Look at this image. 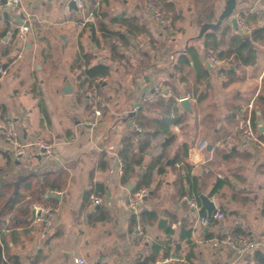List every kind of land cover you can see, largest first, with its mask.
<instances>
[{
	"label": "crops",
	"instance_id": "obj_1",
	"mask_svg": "<svg viewBox=\"0 0 264 264\" xmlns=\"http://www.w3.org/2000/svg\"><path fill=\"white\" fill-rule=\"evenodd\" d=\"M169 1L178 12L175 18L169 11L171 30L156 22L149 0H89L86 10L70 8L71 0H23L21 17L32 24L25 39L9 35L15 16L0 11V124L13 119L24 138L58 144L54 155L31 151L15 158L0 139V254L12 264H77L80 257L87 264H259L254 252L239 255L215 239L243 233L264 241V131L258 122L261 117L264 125V0H236L232 15L254 27L248 36L255 61L243 63L231 53L216 67L206 59L207 33L218 36V51L228 52L238 28L227 18L219 29L199 34L205 23L218 20L227 0ZM96 3L101 13L91 20ZM128 22L143 31L131 33ZM101 23L125 40L106 35ZM138 37L149 46H136ZM190 47L198 65L191 59L174 71L173 63ZM97 65L108 66L109 73L97 76L103 77L106 107L92 125L82 90L86 69ZM66 82L72 92L63 91ZM157 85L192 93L193 112L179 104L181 121L170 135L155 136L136 175L124 182L123 140L134 131L137 140L142 134L136 104ZM150 104L145 119L161 117V108ZM254 109L258 131L250 140L242 131ZM161 154L165 162L157 168L164 172L155 169L151 186L143 187L148 195L132 208L139 175ZM200 191L211 196L213 214H224L207 230ZM94 194L102 196L101 204L91 202ZM35 203L50 208L38 214L49 217L47 227L33 213Z\"/></svg>",
	"mask_w": 264,
	"mask_h": 264
},
{
	"label": "built area",
	"instance_id": "obj_2",
	"mask_svg": "<svg viewBox=\"0 0 264 264\" xmlns=\"http://www.w3.org/2000/svg\"><path fill=\"white\" fill-rule=\"evenodd\" d=\"M77 7L81 10H86L88 8L89 0H74ZM23 0H1L0 1V11L8 10L12 12L15 16V20H12L13 30L9 32V35H14L17 33L21 39H25L29 32H31L32 24L31 18L24 17L23 14ZM100 4L96 3V10H91L89 16L91 19H95L96 13L99 12ZM149 9L153 14L156 22L163 26L164 28H168L171 30L172 28V20L170 16L165 15L162 7L155 3L149 2ZM89 18V19H90ZM88 21V20H86ZM238 32L240 34H252L254 31V27L248 24L244 19H238ZM115 42L119 44V40L115 39ZM150 41H148L144 37H138L135 40V45L143 48L149 46ZM206 59L208 63L212 67H216L221 63V60L218 56H216L212 52H208L206 55ZM4 73L5 70H2ZM86 77V87L82 90V94L84 99L90 109V120L88 123L92 125H96L99 122V119L102 117L104 109L106 107V101L102 94L100 83L103 77H91L85 73ZM172 94V90L168 86L157 85L154 86L153 89L147 91L141 97L142 103H155L159 101L161 98L168 97ZM194 95L192 93H188L185 96L178 98V101H181L184 98L192 99ZM242 135L245 138L252 140L255 137V132L252 128L251 120L248 118L245 122V128L242 131ZM0 139L5 141L9 145V150L14 155L15 158H25L29 155L31 151H36L38 153H44L49 155H54L57 151V142L55 140L46 139L43 137H35V138H24L21 130L19 129L17 123L13 119H8L4 123L0 124ZM45 150L42 152V150ZM148 195V190L143 188L137 193H134L130 196L129 202L130 206L134 209H137L138 206L143 202L144 198ZM188 203L191 206L198 207V202L196 198L188 197ZM91 202L93 204H101L103 202L102 196L99 194L92 195ZM35 216L46 224V227L50 225L49 217L42 218L40 216L42 213H49L50 208H44L42 205L34 206ZM40 212V215L38 216ZM214 219H223L224 214L221 211L213 214ZM209 218L207 216H203L201 221L204 224L208 223ZM225 245L231 248L236 254L242 255L245 253H251L256 250L264 251V241L255 240L251 237L239 235V236H227L224 238H216L215 245ZM75 262L77 264H87V260L84 257L75 258ZM153 264H164V261L159 260Z\"/></svg>",
	"mask_w": 264,
	"mask_h": 264
},
{
	"label": "trees",
	"instance_id": "obj_3",
	"mask_svg": "<svg viewBox=\"0 0 264 264\" xmlns=\"http://www.w3.org/2000/svg\"><path fill=\"white\" fill-rule=\"evenodd\" d=\"M149 2H155L159 4L158 2H163L162 6L159 4L163 11L165 12V15H169V11H173V15L178 17V12L175 8V5L173 2L169 0H149ZM101 11V10H100ZM101 13V12H99ZM99 17H103V14H99ZM174 21V18H173ZM90 27L92 29H95L94 23H89ZM128 26L130 27L131 33L134 32H142L143 28L141 25L136 24L135 22H128ZM100 30L106 33V35H109L110 37L112 35H116L117 37L124 39L125 40V34L123 33H118L116 31H110L106 25L103 23L100 24ZM210 31V30H208ZM207 31V32H208ZM206 32V33H207ZM205 33V34H206ZM254 33V32H252ZM257 33V32H255ZM248 35L250 34H237V36L231 37V42L233 46V50L231 51H218V47L220 45V41L218 36L213 33V32H208L206 37H205V47L207 48L208 52L214 53V51H217V55L219 58H226L229 57V55L232 53L235 55V57L239 58L241 62L243 63H252L255 61L254 59V45L250 41V39H246V37H249ZM252 35V34H251ZM253 38L256 39L257 35L254 34ZM215 54V53H214ZM216 55V54H215ZM216 55V56H217ZM198 53L195 47H190L187 51H183L180 53L178 59L176 62L173 63V68L174 71L182 70L184 65L186 64H191V59L194 60L195 64L198 65ZM150 67V66H149ZM87 74H89L92 77H97V76H102V75H107L109 73V67L105 65H97V66H92L86 69ZM205 72V71H204ZM190 92H186L185 94L179 95V92L176 91L174 88V92L168 97L161 98L159 101L154 103L155 105L159 106L161 108V117L156 118V119H145L144 115V107H149L152 104L150 103H142L138 109H137V122L143 126L142 127V134H139L138 140L135 139L136 136V131L131 133L129 136L125 137L122 143V148L120 149V156L123 162V167H124V175H123V181L127 182L130 180L131 177L136 175V166L137 165H142L145 155L147 153V150L149 147L153 145V139L155 136L159 135L160 133H163L164 135H170L171 133V127L173 124H177L181 121L182 115L179 113L180 108H179V103L178 98H181L188 94ZM262 98V95L259 96V98ZM252 124L253 127L256 131H258V125H257V115H256V109L252 111ZM140 127V128H141ZM152 128L154 132H148L145 131L144 128ZM140 133V132H139ZM259 140L264 141V133L259 134ZM167 145L170 143L169 141H166ZM162 148H164V145H162ZM165 151V150H164ZM166 152V151H165ZM164 154H161L158 159L153 161L151 164L148 165L146 170L142 172L137 180L134 193H137L138 191L141 190L143 187L149 188L153 182L154 175H155V169L159 164H164L165 161H161L160 158H162ZM180 159V156L177 155L174 163L177 162ZM159 173L164 172L163 167L157 168ZM194 195L197 194V189L193 188ZM198 201L199 198L197 197ZM205 215V214H204ZM214 218L212 217V222ZM216 222V221H215ZM237 235H244L242 234H237ZM211 238V237H210ZM254 258L258 261V263L264 264V251L262 250H256L254 251ZM152 260L155 261V256L152 257ZM191 262V260H190ZM189 261L187 264H191ZM152 263H142V264H153ZM0 264H12V262L9 259H5L2 256V253L0 254Z\"/></svg>",
	"mask_w": 264,
	"mask_h": 264
},
{
	"label": "water",
	"instance_id": "obj_4",
	"mask_svg": "<svg viewBox=\"0 0 264 264\" xmlns=\"http://www.w3.org/2000/svg\"><path fill=\"white\" fill-rule=\"evenodd\" d=\"M235 7H236V0H227V4H226L224 10L219 15L218 20L215 23H205L203 25V28L201 29V32L199 34V38H202L208 30L219 29V27L221 26L223 21L227 18H230L232 20L234 26L238 28V18L236 16H232L234 13ZM70 8L78 9L74 0H71ZM246 39H249V37H246ZM1 76H2V72L0 70V78H1ZM63 91L64 92H72L73 91L72 84L70 82H66L64 85ZM140 104H141V102H138L136 104V107H140ZM179 104L182 108L193 112V107H192V104H191V101L189 98L182 99ZM131 113H133V111ZM130 115H132V114H130ZM258 122H259V130H260V132H263L264 131V125L262 124V118L261 117L258 118ZM132 123H133V121L131 120L130 125H132ZM44 151L45 150L43 149L42 152H44ZM132 187H133L132 185L129 186L130 190H132ZM198 196H199V199H200V202L202 205V209H204L208 212L209 220H208V223L205 227V230H207L212 224V217H213V211L215 208V204L212 201L211 196L208 194H204L203 192L200 191V192H198ZM33 213L35 214L34 210H33ZM169 264H172V263H169Z\"/></svg>",
	"mask_w": 264,
	"mask_h": 264
},
{
	"label": "rangeland",
	"instance_id": "obj_5",
	"mask_svg": "<svg viewBox=\"0 0 264 264\" xmlns=\"http://www.w3.org/2000/svg\"><path fill=\"white\" fill-rule=\"evenodd\" d=\"M89 18H90V17H89ZM90 19H91V18H90ZM91 20H92V19H91ZM93 20H94V19H93ZM172 32H174V30H173ZM253 130H254L255 133L257 132V131L254 129V127H253ZM35 205H38V203H35L34 206H35ZM34 206H33V208H34ZM43 207H44L45 209L48 208V207H46V206H43Z\"/></svg>",
	"mask_w": 264,
	"mask_h": 264
}]
</instances>
